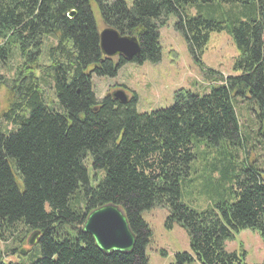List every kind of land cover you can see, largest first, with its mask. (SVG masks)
<instances>
[{
  "label": "trees",
  "instance_id": "trees-1",
  "mask_svg": "<svg viewBox=\"0 0 264 264\" xmlns=\"http://www.w3.org/2000/svg\"><path fill=\"white\" fill-rule=\"evenodd\" d=\"M92 5L106 27L137 39L136 57H103ZM171 15L201 66L210 33L226 31L237 51L233 74L203 95L179 89L170 107L149 113L137 112L134 92L126 104L110 94L97 100L92 75L113 78L128 62H159L158 31ZM48 38L54 43L42 58ZM15 50L20 62L0 115L12 126H0V240H16L24 253L19 229L37 231L40 253L29 264H148L152 233L140 214L155 207L167 209L166 228L186 229L200 264H246L242 248H224L242 230L264 244V169L237 161L250 137L236 112L237 101L250 102L264 127V0H0V67ZM209 151L217 158L201 164L202 174L209 184L217 174L220 194L198 211L182 202L181 185ZM106 204L124 211L135 235L128 253L104 254L81 232L87 214ZM193 261L178 252L172 264Z\"/></svg>",
  "mask_w": 264,
  "mask_h": 264
},
{
  "label": "rangeland",
  "instance_id": "rangeland-1",
  "mask_svg": "<svg viewBox=\"0 0 264 264\" xmlns=\"http://www.w3.org/2000/svg\"><path fill=\"white\" fill-rule=\"evenodd\" d=\"M125 2L127 6H130L132 0H125ZM223 7L228 9L230 5ZM92 8L98 29L101 31L106 26L100 20L95 5H92ZM187 12L191 15L195 14L193 8H189ZM176 20V17L171 15L165 25L159 28L161 48L159 62L147 61L141 65L128 62L118 70L117 75L113 78L92 75L91 83L96 99L101 100L114 90L125 87L126 90H123L128 96L130 92H134L137 96V112L149 113L170 107L173 103V95L179 89L203 95L208 92L211 85H218L221 77L225 78L233 74L232 66L237 51L226 31L210 33L201 57L203 64L201 66L192 58L184 37L175 28ZM51 43H54L53 39L48 38L43 46L42 58L47 51L46 45ZM19 62V56L15 50L9 61L0 67V115L8 106L10 98L7 83L12 79ZM50 86V83L44 85L45 96L48 100L47 106H51V101H54ZM253 109L252 104L248 101H237L236 103L240 124L247 137H250L247 142V153L239 151L237 161L246 159L250 164L260 163L262 165L260 168L264 169V127L263 124H258ZM0 126L4 130L12 129V126L2 119H0ZM214 158H217L215 151H209L206 156H198L192 163L198 172L196 174L191 172L190 178L181 185L182 202L195 210L213 208V203L219 199L220 190L215 189L216 185H213L217 174L213 175L211 184L206 183L207 175L202 174L201 166V164L208 165ZM90 165L89 159L87 165L89 174L92 173ZM97 175L99 177L100 173ZM262 176L264 179V173ZM92 183L95 184L96 181H92ZM140 215L152 233L151 242L145 250L148 264H172L174 256L178 252H188L193 256L194 261L189 264H200L190 250L189 235L186 229L177 223H174L170 229L165 227L168 215L166 208L155 207L141 212ZM32 233V231L27 233L23 229H19L17 233L23 240L25 239L22 248L24 253L18 250L19 244L16 240H11V243L9 241L8 244L0 240V261L4 264H29L39 257L38 244L27 245ZM224 248L228 252H238L242 248L245 252L246 264H260L264 260L263 241L257 232L251 230H242L234 234L233 239L225 241ZM160 251H164L165 255H162Z\"/></svg>",
  "mask_w": 264,
  "mask_h": 264
},
{
  "label": "water",
  "instance_id": "water-1",
  "mask_svg": "<svg viewBox=\"0 0 264 264\" xmlns=\"http://www.w3.org/2000/svg\"><path fill=\"white\" fill-rule=\"evenodd\" d=\"M67 16L71 18L74 13L70 12ZM99 47L103 57H123L127 61L136 57L140 51V45L134 36H122L110 27L99 31ZM110 96L120 104H126L129 99L123 89L114 90ZM81 232L89 235L94 246L104 254L128 253L133 249L136 241L124 211L113 204H106L90 211ZM38 237L39 233L33 232L27 245L36 244Z\"/></svg>",
  "mask_w": 264,
  "mask_h": 264
}]
</instances>
